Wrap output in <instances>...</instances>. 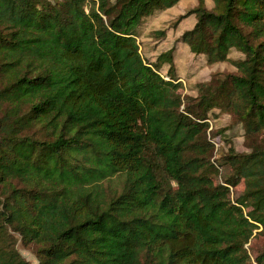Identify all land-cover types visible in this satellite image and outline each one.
<instances>
[{
	"label": "trees",
	"instance_id": "16d2710c",
	"mask_svg": "<svg viewBox=\"0 0 264 264\" xmlns=\"http://www.w3.org/2000/svg\"><path fill=\"white\" fill-rule=\"evenodd\" d=\"M179 1L0 0V264H29L14 235L38 264H264L245 246L264 237V0L171 22L193 17L177 41L234 68L189 94L175 47L139 42ZM219 114L246 151H218Z\"/></svg>",
	"mask_w": 264,
	"mask_h": 264
},
{
	"label": "rangeland",
	"instance_id": "374dc122",
	"mask_svg": "<svg viewBox=\"0 0 264 264\" xmlns=\"http://www.w3.org/2000/svg\"><path fill=\"white\" fill-rule=\"evenodd\" d=\"M178 16H168V15H159V18L156 17L152 23L146 24L144 28L141 29V33L139 36L141 53L145 58L148 56H156V52H151L149 48L161 46L162 49H166L167 47H176L181 44L177 39L179 36L171 35L175 32L176 27L171 28V22ZM163 21V22H162ZM158 27L155 29H166L168 36L167 39L164 37L163 39H156L151 34L150 29L154 27ZM151 27V28H150ZM153 29V30H155ZM171 32V33H170ZM163 40L165 43H163ZM168 50V49H167ZM163 52V51H162ZM191 52V51H190ZM186 52L182 55L178 53V50L175 48V66L176 71L179 75V80L182 82L183 88L181 89L183 94L192 93L194 84L198 81H202L204 79L209 78L210 74L216 70H233V66L229 63H217L215 65L207 66L204 62L203 55H196L195 53ZM239 52L232 50L230 52L231 57L239 56ZM179 56H187L183 61L178 62L177 59ZM180 57V59L182 58ZM188 62V64H186ZM212 125L214 127V131L217 132L216 141L218 143V151L225 150L229 143L225 142V139H229L230 144L234 146L237 151L244 152L246 151V147L244 145V137H243V128L242 125L236 123L233 119L230 118L227 114H219V116L215 118H211ZM211 123V121H210ZM243 189V183H240L233 190L231 189V196L235 197L239 194ZM259 230V229H258ZM257 233V232H256ZM15 238V246L21 256L29 262V264H38L36 255H35V246L28 245L24 246L22 241L20 240L18 235H14ZM250 255L253 257L258 251H260L264 246V237L259 234H254L250 241L245 245Z\"/></svg>",
	"mask_w": 264,
	"mask_h": 264
},
{
	"label": "crops",
	"instance_id": "0c3cea01",
	"mask_svg": "<svg viewBox=\"0 0 264 264\" xmlns=\"http://www.w3.org/2000/svg\"><path fill=\"white\" fill-rule=\"evenodd\" d=\"M195 3H196V0H180L176 5H174L173 7H171V8H168V9H166V10H162L161 12H156L153 16H151V18H150V20H149V23H152L154 20H155V18L156 17H158L159 18V15H168V16H174V15H179V14H181V13H183V11L185 10V9H187V8H189V7H192V6H194L195 5ZM205 3H206V5L207 6H209V4H210V0H205ZM163 22V21H162ZM194 22H195V19L193 18V17H191V16H189V17H187V18H184L182 21H180L177 25V27H176V30H175V32H173L171 35H176V36H179L182 32H183V30H185V29H187V28H190L193 24H194ZM151 28V27H150ZM155 28H158L157 26L156 27H154V28H152V29H150V30H153V29H155ZM168 32V31H167ZM167 32H166V34H167ZM171 33V32H170ZM166 36H168V34L166 35ZM165 37V36H164ZM163 37V38H164ZM162 38V39H163ZM166 39H167V37H165ZM163 43H165V41L163 40ZM170 47H167L165 50L164 49H162V47L161 46H158V47H151V48H149V50H150V53L152 52H156V54H159L160 52H162V51H166L167 49H169ZM177 50H178V53H177V55H179V54H183V53H186V52H190V50H189V48H188V46H186V45H184V44H180V45H178V46H176L175 47ZM191 53V52H190ZM180 57H182V56H179V58L177 59V64H178V62H180V61H183L184 59H186L185 57H187V56H183L181 59H180ZM174 61H175V54H174ZM204 62H205V59H204ZM186 64H188V62H186ZM205 64H206V62H205ZM212 65H215V64H212ZM207 66H210V65H207ZM199 82V81H198Z\"/></svg>",
	"mask_w": 264,
	"mask_h": 264
}]
</instances>
